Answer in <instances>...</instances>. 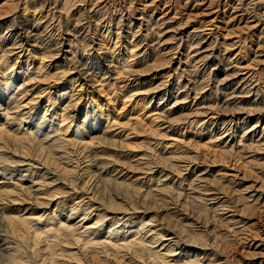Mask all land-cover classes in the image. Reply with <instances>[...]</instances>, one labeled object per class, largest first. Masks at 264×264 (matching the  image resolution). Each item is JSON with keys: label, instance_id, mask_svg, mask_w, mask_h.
<instances>
[{"label": "rangeland", "instance_id": "obj_1", "mask_svg": "<svg viewBox=\"0 0 264 264\" xmlns=\"http://www.w3.org/2000/svg\"><path fill=\"white\" fill-rule=\"evenodd\" d=\"M64 2L0 0V63L6 60L14 66L11 70L0 64V68H6L8 74L20 73L22 77L16 76L13 91L0 92V111L5 108L12 115L29 112L26 124L41 118L44 123L33 132L38 136L49 132L51 137L45 140V145L52 144L51 152L62 155V162L67 163L69 169L76 167L73 178L76 177L79 187L72 191L64 181L54 182L55 174L51 173L43 178V186L39 188L44 171L36 167L32 170L38 172L30 178L25 164H17L18 167L15 164L12 170L17 177L21 175L35 183L32 191L41 194L47 189L39 196L44 205L27 202L17 206L23 212L37 209L38 216L49 213L50 218L53 201L67 199L71 194L72 198L83 195L85 206L95 208L89 218L85 217L84 222H87L93 219L94 213H102L99 208L103 207V202L89 199L101 186L94 176L90 178L96 162L106 163L96 174L120 184L141 186L136 196L138 210L114 213L119 218L126 214L138 215L140 221L156 217L148 227L143 226L145 237L151 235L150 229H156L165 234L164 238H178L173 235L177 229L171 231L161 221L170 218L173 221L176 217L182 225L189 223L195 231L206 232L208 243L218 241V250L228 244L226 250H230H225V255H212L209 248L203 250L202 255L197 254L199 264H264V110L261 106L264 105V0H72L66 10ZM20 29L26 33L35 31L32 35L38 36L29 38L21 48L11 49L9 55L3 53L4 46L16 43L15 33ZM203 56L209 57L208 60L203 62ZM79 65L90 72L100 69L99 73L104 75L98 74L94 79L97 83L81 82L77 75ZM245 65L250 69H243ZM217 69L222 72L214 78ZM232 70L238 73L228 77L223 85H217L227 71L231 74ZM209 73L211 81L201 90V79ZM71 79H76L74 89L68 84ZM241 84L243 89H239ZM182 85H185L183 92H177ZM187 90H190L188 98L181 102L180 92L184 94ZM240 91H243L241 95ZM70 99H75V108L63 112L59 105ZM51 102L57 107V116L52 119L48 115ZM93 102L101 107L99 131L108 133L97 137L108 136L116 145L125 144L128 149L106 150L99 140L75 139L72 136L74 125L64 134L69 121L61 123L59 116L77 114L79 117L77 122L73 120L74 124L82 123L86 110L89 109L91 116L98 115ZM254 104L261 106L258 114L255 109L250 115L237 111V108L244 110ZM224 108L230 112L225 113ZM210 119L217 122L212 126L210 122L201 123ZM230 119L234 121L226 133ZM223 120L227 122L222 125ZM198 121L200 123L190 126ZM243 131H246L245 136ZM257 144L263 150L258 151ZM245 145V151L237 155V147L239 151ZM229 151V155H222ZM175 168L179 169V174L175 173ZM8 178L4 181L9 183ZM80 180H90L92 185L85 194L80 189ZM177 191L181 197L176 201ZM51 192H59V196L52 201L45 199ZM100 195L96 193V199H102ZM186 202L189 204L184 206ZM194 203L203 205L207 215L195 211L193 208L199 206ZM35 217L32 214L30 218ZM82 218L78 217L75 222ZM47 223L57 225V221L41 218L31 226L40 229L47 227ZM104 224L94 229L104 228L106 236ZM98 234V230L95 231L90 239L101 240L103 235ZM181 237L178 238L180 245L184 243ZM45 243L37 245L40 252H47ZM157 243L160 245V241ZM80 246H68V250L79 253ZM180 247L177 251L180 254L167 260L170 264L184 261L181 253L185 247ZM92 254L91 251L86 255L80 252L88 260ZM102 259L103 255L99 257ZM107 260L108 264L113 263L111 257ZM63 261L70 264L65 258Z\"/></svg>", "mask_w": 264, "mask_h": 264}, {"label": "bare ground", "instance_id": "obj_2", "mask_svg": "<svg viewBox=\"0 0 264 264\" xmlns=\"http://www.w3.org/2000/svg\"><path fill=\"white\" fill-rule=\"evenodd\" d=\"M71 1L72 0H65L64 5H63L64 10H66L68 8V5L72 3ZM208 25L211 26L212 21ZM206 31H210V30H206ZM33 32L35 31L26 33L23 31V29H20L18 32L15 33L16 35L15 40H17L15 41L16 43L13 44L11 41L12 44L7 45L10 47L4 46L5 50L2 52L9 55L11 54V49H15L16 47L21 48L23 43L26 44L28 42L29 38L36 39L38 35L36 34L32 35ZM209 33L211 34V32ZM59 51H62V50L60 49ZM236 55L238 56L239 53H237ZM203 57H204L203 62H205L209 58L207 56H203ZM92 62L94 63V61ZM97 62L98 61H96V64ZM0 64L13 70L12 69L14 67L13 64L10 65L9 63H7L6 60H3L2 63ZM86 68L87 67H84L83 65L78 66L77 75L79 76L81 82L89 83V82L94 81L97 83V80H94V79L97 78L98 74L100 76L104 75V74L102 75L101 73H99L101 71L100 69H97L98 71H96V68H95L93 69L92 72H90L89 71L90 69L88 70ZM243 69L248 70L250 69V67L245 65ZM234 70L231 71V74H229L227 71L226 75H224L225 77L223 78V80L222 81L220 80V82H218L217 85L218 84L223 85L226 79H228V77H234L238 73V72L237 73L235 72L238 70H235V71ZM221 72H222V69H217L214 72L212 77L218 78V75H220ZM11 73L12 71L10 72V74L6 73V68L4 67L0 68V78H1L0 79L1 81L0 92L1 94L7 91H13L15 87V81L17 80L16 76H18V78L21 77L20 73L18 75H15L14 73L11 74ZM208 75L209 76L204 74L203 79H201V82H200V85L202 84L201 90H203L206 86H208V83L211 81V78H212L211 73H209ZM75 82H76V79L74 80L71 79V81L68 82V84L70 87L73 88ZM67 86L68 85H66V87ZM182 87L184 88L185 85H182L180 88H178L177 92L182 91L181 90ZM242 87H243V84L239 86V89ZM194 89L195 88H193L192 90ZM218 89L219 88L217 87L216 91H218ZM189 91L190 90H187L184 94L182 93L183 91L180 92L181 95H179L178 98L182 96L181 102L182 100H185L188 98ZM243 91L238 92V94L241 95ZM249 91L250 90H248V92ZM255 92L258 93L256 90ZM208 96H210V94ZM47 99L49 100L50 98H47ZM161 99L162 97L158 100V102ZM74 100L70 99V101L62 104V106L59 105V108L62 107L63 112H66L70 109H74L75 105L77 104L76 101ZM94 102H93V107L97 110L98 115L96 114L97 116L96 115L91 116L90 111H88L89 110L88 109L83 114L84 119L82 123L81 121H78L79 123H77L76 125L74 124L73 120H76L77 122L78 120L77 117H79L77 114H75L74 117H71V115L68 116L67 114L59 116L61 118L60 119L61 123L69 121L68 123H66V125L68 126H66V128L64 129V134H67L70 127L74 125L73 127L75 128V132L73 131L72 133L73 134L72 136L74 138L75 137H79L81 139L91 138V142L93 140L95 141L99 140V143L101 145H104L106 150L109 148L110 149H113V148L114 149H118V148L128 149V147L125 144H123L122 146L116 145V143L114 141H111L110 137L108 136H106V138L97 137L99 135H106L108 133L107 131L106 133H100L101 131H99L98 124L100 123V121H102L101 120L102 112H101V107L98 106V104H95ZM251 106L249 107L253 109L245 108L243 110V109L237 108V111L238 112L241 111L247 115H250L251 112H254L253 111L254 109L257 111L256 113L258 114V112L262 110L259 108L261 106L264 110V107H263L264 105L262 104L261 106H259L258 104H254ZM49 107L51 108V110L48 115L50 119H52L53 117L57 116V112H56L57 107L55 105V102L53 103L51 102L49 104ZM3 109H4L3 111H0V228L3 229V231H0V264H64V261H63L64 258L67 261H69L70 264L71 263L73 264H106L107 263L108 264L109 261L107 259H109L110 257L113 262L112 264H119L120 261L122 262V264H170L167 260L171 257H174L180 254L179 252L177 253V251L178 249L181 248L180 247L181 245H184L185 247L181 253L183 258H185L184 261H182V264H199L200 261L198 260L196 255L197 254L202 255L203 250H208L209 248V250L211 251V254L215 256L217 255V253H219V255L221 254L225 255L226 252H229L230 249L228 251L226 250L228 246L226 242L225 244H227V246L224 245L226 247L218 250V241L215 242L216 241L215 240L212 244L211 242L208 243L206 239L207 235H205L207 234L206 232L195 231V229L191 225H189V223L188 225L187 224L182 225L181 223H179V220H176V217L173 218L175 219L173 221H171L172 218H170V220L162 219L161 221L165 222L166 227H168L169 230L177 229V231L175 232L173 231L174 232L173 235H176L177 237L182 236L181 238H182V241H184V243L181 245H180L181 242L178 239L179 237L178 238L175 237V239H173V236L172 237L168 236V238H164L166 237L165 234L163 232L160 233L156 229L149 230V232L152 231L149 237L144 236L146 234L145 231H144L145 234L144 235L142 234L143 229H144L143 226L146 225V227H148L151 223L155 222L156 217H151L149 220L147 218L142 219L141 221L138 215L136 216V215L126 214L128 215V217L126 215H124L123 218L117 217L114 213L115 211L117 213L120 212L121 214L122 213L125 214L128 211L130 212V210H132L133 212L138 210L137 203H136V199H137L136 196L139 190L141 189V186L137 187L133 183H126V182L123 184H120L121 182H116L112 178H104L101 175L99 176L98 174H96L99 170L101 169L103 170L102 166H105L106 163L100 164L96 162L94 164V168L96 169L92 170L91 172L92 176L90 179H92V177L94 176V178L97 179L96 183H99V185L101 186L100 188L102 190L99 192L100 188H97V191L96 192L94 191L93 195L89 199L92 202L98 201V202H103L104 204L102 205L103 207H100V208L98 207L99 210L102 211V213L101 212L94 213L93 219H89L87 222H84L85 217L89 218L95 208H92V206L89 207L88 205L85 206V203H83L84 200L81 199L83 195L80 197L77 196V197L72 198V194H71L70 196H67V199L62 198L60 200L53 201L52 204H54V207H53V210L51 211L52 217L50 218L48 217L49 213L41 214L38 216L39 211L37 209L34 210L31 208V210H26L23 212L20 206H17V205H19L20 203H27V202L29 203L34 202L35 204L39 206L44 205L43 203L41 204L42 198L40 197H42L41 194L44 195V193L47 191L46 189L41 194H38L37 191H32L33 190L32 188L36 187V185L35 183H33V181L30 183L29 180L33 174L38 172V171H33L32 169H36V167H40L42 171H44L43 175L41 174L42 175L41 178L40 179L38 178L39 188L43 186L42 185L43 178L46 177V175L48 174L54 173L55 174L53 176V178L55 179L54 182L62 180L64 181L65 184H68L66 187H70L71 188L70 190L74 191L79 188L78 185L76 184L77 180L74 179L76 177L73 178V176H75L76 167L69 169L70 166L67 165V163L62 162V159H63L62 155L58 156L57 154L51 152L50 148L52 147V144H49L47 146L45 145V140L48 139L50 136L49 132H45L42 135H40L42 137L38 136L37 134L33 132L34 129L36 131L42 125L41 123H44V121H40L41 118L40 119L36 118V120L34 121L35 123L29 122L28 124H26V120L27 118H29V112L26 114H21V113L14 114L13 113L12 115L9 113L8 109L7 110L5 108ZM224 109H225L224 110L225 113L230 112V110L229 111L226 110L228 108H224ZM48 110L49 108H47V110L45 111L47 112ZM232 111H233L232 114L235 115V111L233 109ZM46 112L45 114H47ZM44 115L42 117V120H44ZM207 116L208 114L204 116V119H207ZM37 119L39 120L38 123H37ZM213 119H210L209 121L203 120L201 121V123L204 124V122H206L205 123L206 125L208 124V122H210V125L212 126L214 125L215 122H217V121H214ZM244 119H241V120H244ZM84 120H86V122ZM169 120L172 121L174 119H169ZM237 120L239 121L240 118ZM233 121L234 120L230 119L228 122V125L226 124L228 127V129L226 127V129L224 130L226 133L231 130L230 124ZM176 122L178 123L180 121L178 120ZM226 122H227L226 120H223L221 121V124L223 125ZM258 122L259 120H257L255 123L258 124ZM198 123H200V121H198L197 123L192 122L190 123V126L192 124H198ZM25 127H28V128L25 129ZM262 129L264 130V126L262 127ZM245 132L243 131L244 136H245ZM86 135H88V137ZM62 137L67 138L66 135H62ZM225 137H228V135H225ZM60 139L61 138H59L58 140ZM81 142H84V141H81ZM258 145L259 144L256 145L257 150L258 151L263 150V148L258 147ZM84 147L86 148V146ZM245 147L246 145L243 146L242 150H239V151H238L239 148L237 147L236 149L237 155L245 151ZM230 149H233V148L231 147ZM230 151L228 153L223 152L222 155H226V154L229 155ZM85 159H87V157H85L84 160ZM17 164L18 165L25 164L24 166H26V169L28 170L27 172H29L30 174V178L25 179L21 175H19V177L15 175L16 171L14 173L12 169L15 166L18 167ZM88 169H91V168L89 167ZM175 169H173L175 170V173L179 174L180 172L179 169L178 168H175ZM6 177L10 180L9 183L4 181L5 179H7ZM2 179L4 182L3 181L1 182ZM89 181L85 182L83 180H80L79 186H80V189L84 191V194L87 193V191H89L92 186L90 185ZM93 189L94 188L92 187L91 192H93ZM148 192L150 194V191ZM58 193L59 192H51L50 194L47 195V198L45 199L52 201L55 196H59ZM96 193H99V194L101 193L100 198L102 199H96L95 197ZM180 197H181L180 193L178 192L177 197H175L176 198L175 200L177 201V199H179ZM77 198H80V200L79 199L77 200ZM186 200H188V198H186ZM189 202H186L183 205L185 206L189 204ZM161 204H164V201H162ZM195 206H199V205H195ZM247 207L245 209H247ZM193 209L197 211L200 215H203L201 213H204L205 215H207L206 208L203 205L193 208ZM90 210L91 212H88ZM247 210H243L242 212L245 213ZM44 212H47V211H44ZM32 214L37 216L35 217L34 220L33 219L31 220L30 218ZM80 216H82L83 218L78 219V222L76 223L75 220ZM41 218H43L45 221L47 220L51 222L57 221V225L54 226L52 224L50 225L47 223L46 225L47 227H42L40 229H35L34 227H32L33 225L31 226L32 222L38 221ZM108 218L110 220H108ZM106 219L109 222L107 223L106 221L103 222ZM92 220H94L93 223H91ZM103 224L105 225V229L107 231L105 232L106 236H104L103 234V232L105 231L104 228L103 230L102 229L100 230L98 228L94 229V227H98ZM43 228H46V230L43 231ZM97 230L99 234L101 233L103 235V237L101 236L102 239L99 241L91 240L90 237H92L95 231ZM43 237H44L43 241H46L45 250L47 251L44 253L43 251L40 252L41 250L40 248H37V245L43 242L42 241ZM184 238L186 240H183ZM158 241H160V245H161L160 248H159L160 245H158L157 243ZM75 245L77 246L81 245L79 253L71 252L68 250V246L72 247ZM88 251H91L93 253L92 254L93 257L90 260L80 255V252L81 253L83 252L86 255V252ZM101 255H103V258H104L102 259L103 261L99 260V257ZM148 260L150 262L147 263ZM173 264H176V262H173Z\"/></svg>", "mask_w": 264, "mask_h": 264}]
</instances>
